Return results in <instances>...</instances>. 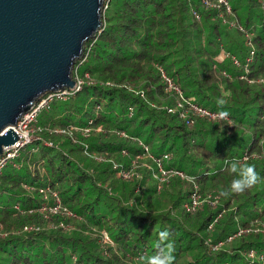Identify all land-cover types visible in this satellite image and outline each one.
Wrapping results in <instances>:
<instances>
[{"label":"trees","instance_id":"1","mask_svg":"<svg viewBox=\"0 0 264 264\" xmlns=\"http://www.w3.org/2000/svg\"><path fill=\"white\" fill-rule=\"evenodd\" d=\"M230 2L235 25L202 0H110L102 31L74 67V76L78 69L91 81L40 111L33 125L41 139L0 174V264H145L169 243L173 264H264V0ZM184 99L229 119L191 122L181 107L168 111ZM87 126L103 128L88 139L74 131L87 148L55 131ZM144 145L154 157L168 153L163 166L194 181L172 177L158 190L159 168ZM91 153L118 162L119 171L136 160L153 168L125 180ZM242 165L254 167L257 182L232 192ZM195 183L210 202L193 213L184 203ZM26 185L50 186L76 216L45 218L39 209L53 196ZM62 220L74 227L53 228ZM34 224L41 228L24 230ZM164 230L169 238L161 242Z\"/></svg>","mask_w":264,"mask_h":264},{"label":"water","instance_id":"2","mask_svg":"<svg viewBox=\"0 0 264 264\" xmlns=\"http://www.w3.org/2000/svg\"><path fill=\"white\" fill-rule=\"evenodd\" d=\"M104 2L0 0V155L45 93L76 86L74 67L104 27Z\"/></svg>","mask_w":264,"mask_h":264},{"label":"built area","instance_id":"3","mask_svg":"<svg viewBox=\"0 0 264 264\" xmlns=\"http://www.w3.org/2000/svg\"><path fill=\"white\" fill-rule=\"evenodd\" d=\"M202 2L204 3V5H206V7L216 8V9L220 10V17L223 19V21L225 23H228L230 25H235V21L229 18V17L233 16V13H234L230 0H202ZM109 3H110V0H105L104 8H103L104 12L108 8ZM194 13H196V12L194 11ZM253 55H254V50L251 51V56L253 57ZM252 57H248L247 60L250 61L252 59ZM235 62L237 64H239V60L237 58H235ZM75 73H76V75L74 76V78L76 80V86L74 88H67V89L56 91V92L45 93L35 103V105L31 108V110L29 112L25 113L24 115H22V117L19 119L17 124L14 126L15 131L19 135V140L12 145L5 146L3 154L0 155V174L3 171V169L14 158H16L20 154L21 150L26 145L34 142L37 139H41V137L38 135V131L41 130V128L37 127V126H33V127L29 126V124L31 125V124H34L37 122V118H38L40 111L42 109H44L45 107H47L54 99H60V100L69 99L70 96L74 95L77 91H79L82 88V85L84 82L91 79L88 73L84 77H82L78 73V69H76ZM162 73H163V76L165 77V79L167 80L169 87H172L173 82L171 81V79L166 75L165 71L162 70ZM242 77H244V76H242ZM250 82H252V80H250ZM258 82H260L264 85V78H259ZM108 84H112V83L108 82ZM175 88H176V91L181 95L182 90L179 87H175ZM178 107H181V109H183L180 111V116L183 118L189 117L191 122H194L195 117H197V116L208 117L211 119H218V118L219 119H222V118L229 119L227 114L226 115L221 114L223 112L211 110L207 107H203L199 104H196V103H194L190 100H186V99H184V101L180 100L178 102V106H176V107H169L168 111L169 112H176L178 110ZM100 129H101V127L93 128L91 126H87V127H73L72 129L56 128L55 131L60 132V133H66V132L71 133L72 137L76 136L78 138V141L80 143L86 145V148H87L88 144H86L85 140L83 141L80 137H78L74 131H78L82 137H84V138L86 137L85 139H87L91 136L92 130L98 131ZM116 134L120 135L122 137L128 136L126 134V132L119 131V130L116 131ZM43 142L46 145H52V143L48 140H44ZM144 147H145L144 156L150 155L149 147L147 145H144ZM150 156L157 163L159 171L155 172V176H158V178L161 182H169L172 177H179L182 179H187L189 181H194L195 177L186 173L182 169L166 168L163 166V162H162L163 159L170 158V155L168 153H165L163 155V157H154L153 155H150ZM245 158H248V156H246ZM144 166H147L149 168H153L148 163H144ZM138 167H139V162H138V160H136V161H134L131 168L121 169L119 174L125 179L133 178V176H139V173H141V172L138 170ZM26 187L28 189H31V190L38 189L45 199H48V198L53 196V199H54L53 202L49 201V202L45 203L39 209L44 213V216L47 219L50 215H54V214L71 215L72 217L76 216L71 210H69L67 207L63 206L62 201H61L57 191L52 190L50 188V186L37 187L34 185H26ZM209 197H210V195H209ZM209 199L210 198H208V200ZM206 200H207V198L203 197V195L201 193L200 186L197 183H195L189 199L184 203V207L188 211L194 212L197 209L201 208L204 205ZM212 203H215V202L212 201ZM15 207L18 210L24 212V210L21 209L20 205H15ZM31 211L32 210H30V212ZM212 225L213 224H211L210 227H212ZM33 228L38 229V227H36L34 225H26L24 227V230H31ZM261 230L264 231V225L261 227ZM243 231L244 230H240L239 234L242 233ZM0 234H5L3 232L2 225H0ZM105 239H106V241H108L109 240L108 236H106ZM217 247H218V245L215 246V248H217ZM250 254L252 255L253 251H251Z\"/></svg>","mask_w":264,"mask_h":264},{"label":"clouds","instance_id":"4","mask_svg":"<svg viewBox=\"0 0 264 264\" xmlns=\"http://www.w3.org/2000/svg\"><path fill=\"white\" fill-rule=\"evenodd\" d=\"M228 95V93H224ZM218 104L223 105L225 100L223 98L218 99ZM226 115V113H221ZM233 171H237L236 166H232ZM257 182V173L253 166L251 165H242L238 170V175L234 178L230 185V191L232 192H242L246 188L251 187ZM224 195H227L228 192H224ZM169 238V232L167 230L161 231L159 233V239L161 242L167 241ZM174 255L172 245L169 243L166 247L161 248L159 252L155 255L149 256L145 260V264H173Z\"/></svg>","mask_w":264,"mask_h":264},{"label":"rangeland","instance_id":"5","mask_svg":"<svg viewBox=\"0 0 264 264\" xmlns=\"http://www.w3.org/2000/svg\"><path fill=\"white\" fill-rule=\"evenodd\" d=\"M261 78H264V77H261ZM141 94H143V92H141ZM62 101V100H60V99H54L53 101ZM52 101V102H53ZM173 113V112H172ZM29 126L30 127H33V126H35V125H33V124H29ZM113 130H117V129H113ZM98 131H103V128L101 127V129L100 130H98ZM115 133H116V131H115ZM65 134H68L69 136H70V138H71V140L74 142V143H78V144H80V145H84V144H82V143H80L79 141H78V138L76 137V136H74V137H72V135H71V133H69V132H66ZM117 135V134H116ZM86 138V137H85ZM88 139V138H87ZM86 147V146H85ZM89 151V150H88ZM92 154V156L96 159V160H98V161H110L112 164H113V168L114 169H117V174H118V177H119V163L118 162H115V161H113V160H111V159H106L105 157H103V156H101V155H96V154H93V153H91ZM139 162V161H138ZM144 163H148L149 165H151L149 162H147V161H143V162H139V167H138V170L141 172V173H139V176H133V178H135L136 180H142L143 178H144V174H143V171H142V169L143 168H145V167H147V166H144ZM147 168H149V167H147ZM154 173V172H153ZM157 177V182H158V190H160V189H162V187H164V185L165 184H167V183H169V182H161L160 180H159V178H158V176H156ZM123 178V177H122ZM133 178H129V179H133ZM123 179H125V178H123ZM129 179H125V180H129ZM172 179V178H171ZM201 190V189H200ZM190 197V196H189ZM189 199V198H188ZM209 200H208V198H207V200L205 201V203L206 202H208ZM210 202V201H209ZM213 202H215V203H212V204H216L217 203V199H215ZM204 203V204H205ZM187 210V209H186ZM199 209H197L196 211H198ZM188 211V210H187ZM196 211H194L193 213H195ZM189 212H191V211H189ZM53 216H55V218H57L58 216H65L64 218H73L71 215H64V214H54V215H50L48 218H51V217H53ZM46 218V217H45ZM34 226H35V224H34ZM62 227L63 229H71V228H73L74 227V225L73 224H68L65 220H62L61 222H60V224L58 225V224H55L54 225V227L53 228H57V227ZM36 227H38V226H36ZM41 227H38V229H40ZM37 229V230H38ZM248 230V229H247ZM244 231H246L245 229H244ZM261 232H262V230H261ZM264 232V231H263ZM239 234V232L237 233V234H234L233 236H231L229 239H233L236 235H238ZM107 235H106V233H105V237H106ZM109 238V237H108ZM249 257L251 258V259H254V257H255V251H253V254L251 255H249ZM263 258H264V256H263ZM249 264H252V260H250V262H249Z\"/></svg>","mask_w":264,"mask_h":264}]
</instances>
